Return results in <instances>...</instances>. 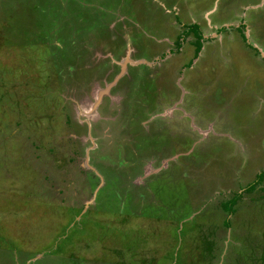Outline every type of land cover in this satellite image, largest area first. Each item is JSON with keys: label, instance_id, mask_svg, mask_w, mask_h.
Here are the masks:
<instances>
[{"label": "rangeland", "instance_id": "rangeland-1", "mask_svg": "<svg viewBox=\"0 0 264 264\" xmlns=\"http://www.w3.org/2000/svg\"><path fill=\"white\" fill-rule=\"evenodd\" d=\"M260 174L264 0H0V264H264Z\"/></svg>", "mask_w": 264, "mask_h": 264}, {"label": "trees", "instance_id": "trees-1", "mask_svg": "<svg viewBox=\"0 0 264 264\" xmlns=\"http://www.w3.org/2000/svg\"><path fill=\"white\" fill-rule=\"evenodd\" d=\"M190 28L193 30L197 29L198 26L197 25H193V26H190ZM201 40H202V34H199L198 36V41H197V56L198 54L201 52V49H202V43H201ZM264 177V174H260L258 176V180L256 181V185L258 184V182ZM256 185L252 184L250 188H254ZM238 197L239 195H236L234 196L232 199L222 203V208H224L226 210L227 213L229 214H235V206H236V202L238 200Z\"/></svg>", "mask_w": 264, "mask_h": 264}]
</instances>
